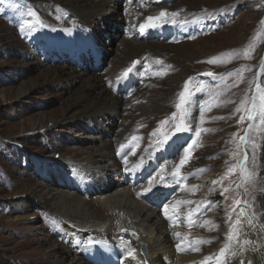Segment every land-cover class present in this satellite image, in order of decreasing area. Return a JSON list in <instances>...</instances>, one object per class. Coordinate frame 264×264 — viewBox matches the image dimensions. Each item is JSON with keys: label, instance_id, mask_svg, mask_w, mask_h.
I'll return each instance as SVG.
<instances>
[{"label": "rangeland", "instance_id": "374dc122", "mask_svg": "<svg viewBox=\"0 0 264 264\" xmlns=\"http://www.w3.org/2000/svg\"><path fill=\"white\" fill-rule=\"evenodd\" d=\"M115 1L122 10L124 0ZM56 4L53 0H0V264H50V259L40 260L50 249L49 238L83 253L79 236L56 225L48 212L51 200L36 202L24 192L26 184L33 188L39 181L66 187L62 173L77 172L70 166L65 169L75 166L69 161L73 144L97 142V125L81 122L72 128L64 122L90 103L76 101L83 80H64L43 71L69 66L101 72L126 32L120 21L113 24L116 28L111 23L100 25L96 36L91 30L79 34L90 38L95 54L89 57L55 35H50L55 40L46 41L40 33L44 24L59 27L62 18L71 17L62 4ZM134 9L129 13L140 19L152 16L157 26L143 33L135 31L130 37L165 48L148 51L140 60L133 58V72L120 71L133 83L119 91L122 98L117 96L131 104L113 121L118 125L126 119L132 126L133 137L126 138L131 154H141L150 146L147 161L142 163L146 170L156 164L157 158L149 162L157 152L169 150L167 159H159L157 166L187 176L192 194L186 192L189 201L178 203L173 216H194V228L189 229L192 236L214 241L198 252L190 254L186 249L184 254H212L230 244L228 236L222 235L224 229L234 231V226L227 225L238 209L259 216L254 196L264 191V173L259 168L264 160V112L260 109L264 0H136ZM162 11L166 15L160 17ZM160 26L167 33H160ZM108 80L109 86L115 82L113 77ZM189 97L186 109L183 101ZM248 109L253 110L249 113ZM127 111H132L130 118ZM247 168L248 178L243 179ZM119 170L126 172L125 167ZM46 172L48 178L41 179ZM155 174L151 170L145 181L151 183ZM128 176L113 171L109 181L118 183V177L126 180ZM140 192L143 198L148 195L145 190ZM86 198L91 201L95 195ZM167 198L171 196L163 200ZM199 200L205 207L201 212L195 210ZM197 219L203 221L195 228ZM74 240L79 248L73 246ZM89 260L103 261L100 257Z\"/></svg>", "mask_w": 264, "mask_h": 264}, {"label": "bare ground", "instance_id": "6f19581e", "mask_svg": "<svg viewBox=\"0 0 264 264\" xmlns=\"http://www.w3.org/2000/svg\"><path fill=\"white\" fill-rule=\"evenodd\" d=\"M53 1L57 3L56 5L62 4L71 17L62 18L59 27L49 23L44 24L40 33L46 41L52 42L55 39L50 35H55L54 37L63 41V44H67L70 49L76 48L89 57L94 53L90 38L79 34L91 30L96 36L100 25L107 26L111 23V26L116 28L113 24L120 21L123 22L126 34L121 38L118 47L113 49L114 53L107 61V67L101 72H88L69 66L48 68L43 71L45 75H55L64 80H83V90L76 101L90 103L79 110L74 117L64 119V122L72 128L81 122L97 125L98 135L94 144H73V155L69 157V161L75 166L66 165L65 169H69L70 166L77 172L62 173L66 187L61 186L60 183L45 181H39L33 188L30 184L25 185L24 192L28 196L35 197L34 201L45 203L51 200L52 208L48 212L54 216L56 225H63L71 233L77 234L81 240L83 253L80 255L70 246L48 237L52 244L40 260L50 259V264H95V260L89 258L100 257L103 261L98 264H241V261L243 264H264V191L260 190L254 196L259 209L257 218L238 209L236 218L229 221L230 226L227 227L234 226V231L228 233L227 229L223 231L222 236H228L230 242L226 246L229 250L224 255H221V250L207 255H190L193 250L198 252L203 245H211L214 241L212 238L204 240L192 236L189 229L194 228L192 223L194 216L184 215L178 219L173 216L177 214L174 211H177L178 203L189 201L190 196H187L186 192L192 195L187 176L180 177L176 173H168L166 168L157 166L159 159L162 161L167 159L169 150L157 152L149 162L150 165L157 158L156 164L153 163L146 170L142 163L147 161L149 155L147 150L150 146L145 147L141 154L136 156L131 154L126 138L129 135L133 137L132 126L125 123L126 119L118 125L113 121L122 117L126 111L123 109L125 105L131 104V100H126V103L121 99L119 91L133 82L127 73L119 74L120 71L125 68L133 72L134 69H131L130 65L133 58L140 60L148 51H162L165 48L155 43L144 45L136 37H130L133 32L141 31V25H144L145 30L151 27L150 24H156L155 18L149 21L129 13L135 10L136 0H124L120 11L119 4L115 0ZM158 30L160 33H167L166 27L160 26ZM96 44L100 48L101 44L97 42V38ZM111 77L115 82L109 86L107 82ZM191 99L189 97L183 101L186 109ZM131 112L127 113V117H131ZM144 115H147V112ZM50 120L55 121V119ZM167 147L170 148L171 144ZM186 164L187 162L185 166H188ZM121 167L126 168L125 173L119 170ZM259 168L264 173V160L261 161ZM248 169L243 173V179L246 176L248 178ZM117 170L118 176L120 174L129 176L126 180L118 177V183H112L109 181V176ZM151 170H156V174L149 183L144 177L150 174ZM204 175L202 179L206 177ZM47 178L46 172L41 179ZM142 190L148 194L144 198L140 192ZM193 190L197 191L196 188ZM89 193L95 195L94 200L90 201L86 198ZM166 195L171 198L163 200ZM214 195L215 193L210 196ZM92 202L96 205L92 206ZM195 210L197 212L205 210L201 200L196 202ZM202 221L203 219H197L195 228H198ZM178 224L180 227L176 230ZM173 238L175 242L172 241ZM246 241L248 243H245ZM72 243L74 247L79 248L76 240ZM186 249L190 254H184Z\"/></svg>", "mask_w": 264, "mask_h": 264}, {"label": "snow or ice", "instance_id": "6c2138e0", "mask_svg": "<svg viewBox=\"0 0 264 264\" xmlns=\"http://www.w3.org/2000/svg\"><path fill=\"white\" fill-rule=\"evenodd\" d=\"M30 15L35 16L36 14H35V13H30ZM165 15H166V13H165L164 11H162V12L159 14L160 17H163V16H165ZM148 19H149V21H152V20H153L152 17H149ZM29 26H31V25H29ZM150 26H152V27H156L157 25L154 24V23H152V24H150ZM143 30H144V25H141V31H143ZM207 75L212 76V75H214V74H213V73H207ZM185 88L187 89V84L185 85ZM183 98H184V94L181 93V99L183 100ZM177 107H179V105H177ZM253 108H255V103L253 104ZM260 109H261V112H264V97H261V101H260ZM252 110H253V109H248L249 113H251ZM242 139H244V138H242ZM185 162H186V160H182V161H181L182 164L185 163ZM237 203H239V202H237ZM238 226H239V225L237 224L236 227H238ZM237 235H238V234H237ZM245 243H248V242L246 241ZM177 247L179 248V245H178ZM228 250H229L228 247L222 248V249H221V255H224ZM241 264H243L242 261H241Z\"/></svg>", "mask_w": 264, "mask_h": 264}]
</instances>
